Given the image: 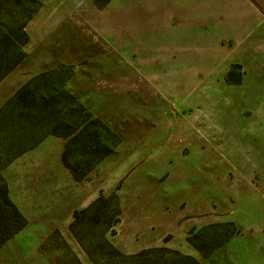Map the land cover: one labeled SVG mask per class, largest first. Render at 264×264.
<instances>
[{
    "label": "rangeland",
    "instance_id": "1",
    "mask_svg": "<svg viewBox=\"0 0 264 264\" xmlns=\"http://www.w3.org/2000/svg\"><path fill=\"white\" fill-rule=\"evenodd\" d=\"M76 1L34 45L41 4L0 0V264H158L160 253L127 260L114 245L138 213L159 228L191 215L176 228L195 224L200 260L233 238L264 256V18L241 0ZM49 137L98 190L57 230L31 216L26 178L14 176L30 216L9 203L5 175Z\"/></svg>",
    "mask_w": 264,
    "mask_h": 264
},
{
    "label": "crops",
    "instance_id": "2",
    "mask_svg": "<svg viewBox=\"0 0 264 264\" xmlns=\"http://www.w3.org/2000/svg\"><path fill=\"white\" fill-rule=\"evenodd\" d=\"M37 1L40 2L41 8L35 14L28 31L29 40L34 45L36 41H40L41 43L54 28L64 23L71 16L74 7H77L79 4V2H74V0ZM226 1L232 2L234 0ZM241 1L245 2L249 9L252 10L249 13L251 19L264 18L262 15V13L264 14V0ZM239 14L238 17L240 18L242 13L239 12ZM261 22L262 20L259 21V23ZM54 144L57 145V149ZM66 144L67 141L63 139L49 137L34 149L17 158L5 170L9 191L8 196L12 203L27 219V215L29 214L25 212L27 208L23 204L26 199L19 198L16 192L20 189L22 190V188L24 190L29 188L26 184L23 185L24 182L21 180L26 178L24 180L25 182H29L28 184L31 185L33 193V212L31 216L39 225L44 226L47 223L55 225L56 228L53 227V230L59 229L60 225L69 226L73 220L75 211L88 208L98 199V190L93 188L90 195L88 189H86L88 185L84 183L83 189L81 184L74 179L72 173L65 166L63 158ZM14 176H20L21 179L15 180ZM187 215L189 214L175 213L172 217L171 225L168 226L167 224L163 228H159L160 224L158 227L153 226L157 224L147 213L132 215L130 221L135 227H132L127 236L128 243L123 244L115 239L114 245L122 253L128 255L138 254L148 249L167 247L198 259V251L188 242L190 232L196 229L195 224L188 223L186 227H182L179 230L176 228L180 220ZM123 223L124 214H122V221L119 224L120 229L118 228L115 238H120L126 232L122 226ZM142 223H144V226H142ZM175 231L176 233L174 234ZM168 235L174 236V239L166 242L165 238ZM181 241L184 244L181 245ZM244 241H238L233 238L223 244L208 258L202 257L201 260H198L201 264H264V256L260 255L259 247L252 241Z\"/></svg>",
    "mask_w": 264,
    "mask_h": 264
},
{
    "label": "trees",
    "instance_id": "3",
    "mask_svg": "<svg viewBox=\"0 0 264 264\" xmlns=\"http://www.w3.org/2000/svg\"><path fill=\"white\" fill-rule=\"evenodd\" d=\"M31 3L37 5V8L35 9V11L33 12V14H35L40 6V3L37 1V0H30ZM32 14V15H33ZM37 146L39 145L36 144ZM36 147V146H35ZM33 149V148H32ZM25 153V152H24ZM64 160V158H63ZM7 197H8V200H9V203L12 205V206H15L12 201L10 200L9 196H8V193H7ZM97 203V202H96ZM95 203V204H96ZM94 204V205H95ZM97 205V204H96ZM16 207V206H15ZM91 207V206H90ZM89 207V208H90ZM88 209V208H87ZM86 210V209H84ZM84 210H81V211H84ZM80 211H76L74 213V220H77V217L79 216V213ZM191 243V242H190ZM196 248V246H194ZM114 250V249H113ZM154 253H160L161 256H159V259L161 260L158 264H170V261H173V264H184V263H190V264H201L199 263L198 261H196L194 258H191V257H188V256H184L182 255L181 253H179V251H176V250H170V249H166L165 247H159V248H153V249H148V250H144L138 254H135V255H131V256H128V257H125L127 260H136V259H147V257L153 255ZM113 254H115L117 257H122V254H120L118 251L114 250L113 251ZM165 254H168V256H174L173 258H169V259H166L164 260V255ZM144 264H149V262H145Z\"/></svg>",
    "mask_w": 264,
    "mask_h": 264
}]
</instances>
